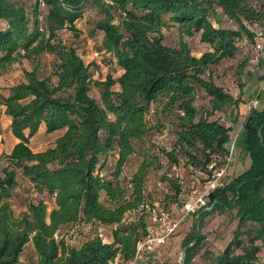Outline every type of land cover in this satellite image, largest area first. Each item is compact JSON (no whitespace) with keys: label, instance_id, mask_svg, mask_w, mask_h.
Segmentation results:
<instances>
[{"label":"trees","instance_id":"16d2710c","mask_svg":"<svg viewBox=\"0 0 264 264\" xmlns=\"http://www.w3.org/2000/svg\"><path fill=\"white\" fill-rule=\"evenodd\" d=\"M255 1L38 0L30 11L20 0H0V71L25 58L39 61L44 53L56 57L54 81L38 75L36 67L24 69L25 78L9 86L1 98L18 142L5 154L0 175V264H19L27 245L36 254L30 264H114L117 256L132 259L137 241L148 233L144 204L154 206L147 182L157 157L140 160L130 177L122 173L136 155V142L155 131L151 113L160 131L172 127L174 142L161 149L172 168L201 175L186 178L174 170L161 177L166 194L160 206L175 215L181 212L190 195L184 184L204 188L231 153L232 126L211 116L230 106L238 108L241 100L216 83L208 70L234 57L243 39L254 40L249 24L264 20V0L259 8ZM88 5L103 14L90 35L101 32L98 49L109 53L116 76L109 72L97 77L95 61L87 63L83 53L60 36L66 28L78 31ZM170 25L178 28V46L164 42L163 28ZM196 34L209 46L200 55L185 39ZM94 86L97 96L91 92ZM200 91L209 97L205 114L195 103ZM262 98L261 89L238 135L250 165L209 192L212 208L194 213L198 221L183 238L184 246L192 243L185 264L206 237L201 232L204 216L228 209L236 210L238 222L214 264H255L264 253ZM42 124L47 134L64 131L52 146L35 151L31 138ZM21 179L35 191V198L16 212L11 198ZM78 224L109 227L111 239L98 233L81 238L85 232L79 229L78 236L69 239L66 228L74 231Z\"/></svg>","mask_w":264,"mask_h":264},{"label":"rangeland","instance_id":"374dc122","mask_svg":"<svg viewBox=\"0 0 264 264\" xmlns=\"http://www.w3.org/2000/svg\"><path fill=\"white\" fill-rule=\"evenodd\" d=\"M31 11L36 5L38 0H20ZM263 0L255 1L256 7L259 8L260 3ZM41 8L45 10V5L41 3ZM103 17V14L98 8L92 5H88L83 17L78 21V31H72L68 28L60 31V36L67 43L78 48L80 53H91L93 49H98L101 43L102 34L100 31L95 36L90 35V30L94 25V22ZM228 21V20H226ZM229 22V21H228ZM230 23V22H229ZM253 27H259L264 31V20L255 24H249ZM164 42L172 46H178L180 44V34L176 26L170 25L163 28ZM194 54L200 55L203 51L209 48L208 44L203 43L200 40L199 34L193 37H185ZM254 40L247 37V41L239 42V49L237 54L232 58L222 60L220 63L213 65L208 70V73L213 80L222 85L227 91L231 92L234 97H239L241 102L238 108L230 106L226 112H218L211 118H219V120L232 126L231 139L235 142V150L232 160L229 163L226 173L221 179V183H227L234 176L238 175L244 169L250 165V157L243 149L240 139L238 137L242 127V122L250 110V107L254 105V100L257 97L259 89L264 84V56L262 51L255 50L253 48ZM264 43V42H263ZM264 45V44H263ZM86 60H90V54L85 57ZM56 61V57L50 53H44L39 61L33 62L30 58H25L21 62H15L5 70L0 71V104L1 98L9 91V86L15 84L25 78L24 69L32 70L36 67L38 75L42 77H50L53 81L56 79L53 74V66ZM98 65L96 76L105 78L107 73L113 72L116 75L119 74L117 68L114 66L108 57H104L99 61H95ZM264 90V86L262 91ZM92 94L98 95V88L94 86L92 88ZM264 101L262 98L261 102ZM196 105L200 109V112L205 114L209 104V97L203 91H200L197 96ZM150 120L155 125V131L150 133L143 141H137V152L132 160L130 166L125 168L122 173L127 177L130 174L131 168L137 166L140 160L149 156L150 160H154L156 156V163L154 167L150 169V176L147 182V189L152 194L154 202H159L166 194L165 183L162 182V176L166 173L173 175V171L182 172L186 178L192 176H201L192 174L185 168L179 170L171 166L169 159L161 153L163 147L170 148L174 142V134L172 133V127L167 126L165 133L158 129L159 123H157L154 113L149 115ZM6 120L3 118L0 120V133H2V144H0V175L1 169L6 164L5 154L8 153L14 140L7 134ZM169 123V121H168ZM6 128V130H5ZM53 135L44 132L39 139H34L31 146L34 148L44 149L51 144ZM115 166L113 162L110 165ZM185 192H189L190 196L197 189L190 185L184 184ZM200 189V188H198ZM169 190H171L169 188ZM35 191L29 188V183L25 179H21V185L16 189L11 202L16 212H21L27 207V203L35 198ZM160 203V202H159ZM211 208L208 207L206 209ZM149 225L154 226V220L149 215ZM198 221V215L192 213L189 214L187 219L179 226V228L172 234L167 242L156 248L154 252L149 255V258L142 264H180L181 256L184 246L183 238L185 235L193 230L195 224ZM238 219L236 217V210H226L224 212L216 211L212 214L204 216L201 232L205 234V239L201 244L199 252L195 255L192 261L188 264H214V258L218 255L228 244L233 237V231L236 228ZM88 231H95L101 234L106 240L111 235V229L104 226L90 227L87 225ZM90 228V229H89ZM77 229V228H76ZM72 228L67 227L66 233L69 239H73L76 236ZM78 236V234H77ZM76 236V237H77ZM245 242L247 243V237ZM24 264H30L36 260V254L31 245H27L22 254ZM255 264H264V253H262Z\"/></svg>","mask_w":264,"mask_h":264},{"label":"built area","instance_id":"2783aa9c","mask_svg":"<svg viewBox=\"0 0 264 264\" xmlns=\"http://www.w3.org/2000/svg\"><path fill=\"white\" fill-rule=\"evenodd\" d=\"M253 31V48L255 50L262 51L264 56V31L259 27H256ZM242 41H247V38L243 39ZM88 54H90V60H86L85 58L88 56ZM108 54L109 53H107L105 50L93 49L91 53H87L83 55V57L87 63H90L92 61H99ZM263 86L264 84H262L259 92ZM258 94L254 100L253 106L257 105L259 102ZM234 144L235 142H233L231 146V153L228 156L227 162L214 170L204 188L196 189L192 193L190 198L184 202L183 206L181 207V212L178 215H175L171 211L162 208L159 202H154V206H152L150 203H145V212H147L148 215H150V217L154 220V226L149 225L148 233L137 241L136 252L132 259L123 261L119 258V256H117L113 263L142 264L149 258V255L154 252L156 248L164 245L167 242V239L175 233L179 226L187 219L189 214L195 213L203 207L208 208L209 192L214 190L221 183V179L226 173L229 163L232 159Z\"/></svg>","mask_w":264,"mask_h":264},{"label":"crops","instance_id":"0c3cea01","mask_svg":"<svg viewBox=\"0 0 264 264\" xmlns=\"http://www.w3.org/2000/svg\"><path fill=\"white\" fill-rule=\"evenodd\" d=\"M3 118H5V120H6V125H7V134L8 135H10V137H11V139H13L14 140V142H13V144L11 145V147H10V149L8 150V152L11 150V148L13 147V145L16 143V142H18V139L12 134V132H11V129H10V124H11V117L6 113V107H5V105L4 104H0V120H2ZM5 130H6V128H5ZM64 131V129H62V130H59V131H55V132H53V133H49L50 135L51 134H53L54 135V138L52 139V141L53 142H51V144L49 145V146H52L53 144H54V141H55V139H56V137L59 135V134H61L62 132ZM1 132V131H0ZM45 132V124H42L41 126H40V129H39V132L36 134V135H34L32 138H31V144H32V141L34 140V139H39V138H41V136H42V134ZM1 137H2V133H0V144L1 145H3L2 144V140H1ZM49 146H47V147H49ZM46 147V148H47ZM35 151H40V150H44V149H46V148H42V149H39V148H34V147H32ZM117 157H118V155L117 154H115L113 157H111L110 158V163H112V158H113V162L114 163H116V160H117ZM128 177H130V175L128 176ZM87 225H89L90 227H96V225H91V224H82V225H77V226H75V227H77V229H79L80 231L79 232H81V231H84L85 232V234H82V233H80L79 234V237H81V238H86L85 236L87 235V234H93V233H96L94 230L93 231H88V228H87ZM75 229V231H76V228H74ZM90 229V228H89ZM78 232V231H77ZM76 232V233H77ZM112 235V234H111ZM111 235H110V237H109V239L108 240H110L111 239ZM19 264H24V262H23V258L21 257V262L19 263Z\"/></svg>","mask_w":264,"mask_h":264},{"label":"water","instance_id":"95a60500","mask_svg":"<svg viewBox=\"0 0 264 264\" xmlns=\"http://www.w3.org/2000/svg\"><path fill=\"white\" fill-rule=\"evenodd\" d=\"M212 208V206H211ZM192 243L186 245L184 248H183V251H182V256H181V262L180 264H185V260H186V256H187V250H188V247L191 245Z\"/></svg>","mask_w":264,"mask_h":264}]
</instances>
